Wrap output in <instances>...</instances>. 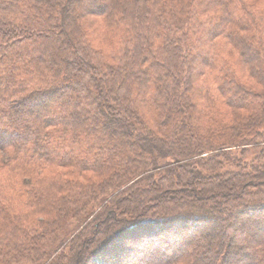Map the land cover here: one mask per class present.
<instances>
[{"label": "trees", "instance_id": "trees-1", "mask_svg": "<svg viewBox=\"0 0 264 264\" xmlns=\"http://www.w3.org/2000/svg\"><path fill=\"white\" fill-rule=\"evenodd\" d=\"M261 174L264 0H0V264H264Z\"/></svg>", "mask_w": 264, "mask_h": 264}, {"label": "rangeland", "instance_id": "rangeland-1", "mask_svg": "<svg viewBox=\"0 0 264 264\" xmlns=\"http://www.w3.org/2000/svg\"><path fill=\"white\" fill-rule=\"evenodd\" d=\"M54 1H56V0H54ZM100 30V29H99ZM98 29L96 30H94V28H93V34H95V37H96V43H99L100 44V42L102 43V41H101V39H103V35H102V33H101V30L99 31ZM97 32V33H96ZM100 32V33H99ZM101 45V44H100ZM258 174H260V171L259 170H257L256 171ZM261 177H262V174H261ZM263 179H264V176L262 177ZM259 179H261L260 178V176H259ZM258 180V179H257ZM143 196L144 197H141V199L143 200V201H146V198H147V194H143ZM130 202V201H129ZM164 203V202H163ZM187 208H188V206H187ZM242 219H239V218H237V217H232V218H229V219H227L226 221H228L229 222V220L230 221H242V222H246V221H249V218H247V217H245V216H240ZM219 222L220 221H215V224L216 225H218L219 224ZM222 223H223V221H221ZM205 227H207V226H205ZM212 227V226H211ZM207 230H209L208 229V227L207 228H204V230L202 231V233H204V232H208ZM214 232H216V230L214 231ZM227 234L229 237H234L233 235H232V233L230 232V231H224L223 230V232H217V233H215L214 235H213V239H216V238H218L219 239V236H221L222 234ZM217 235V236H216ZM198 241H199V234L198 233H196L195 232V234L189 239V242L185 245V247H183V250L186 252L185 254H187V260L188 261H190L189 259H190V255L191 254H193L194 252V247H196V245H197V243H198ZM233 241H235V243H233L234 244V248H236L238 245H237V239H235V238H233ZM239 248V247H238ZM189 249H193L192 250V252L191 251H189ZM206 249H207V247L205 248H203L202 249V251H203V253H205L206 252ZM244 249V251H245V248H243ZM214 250H216V252L218 253V255L220 256V263L222 264L223 263V261H224V255H225V253H226V249H224V247L221 245L220 247H218V250H217V247H214ZM198 251V250H197ZM175 253V252H174ZM241 253H243V252H241ZM172 254V253H171ZM230 255V254H229ZM227 256V255H226ZM213 252L211 253H207V257H206V260L207 261H209V260H213ZM228 257V256H227ZM238 258L240 259V257L239 256H237V255H235V256H230L229 257V260H227L228 262H227V264H235V262L238 260ZM239 261V260H238ZM218 263V262H217ZM237 264H238V262H237Z\"/></svg>", "mask_w": 264, "mask_h": 264}]
</instances>
